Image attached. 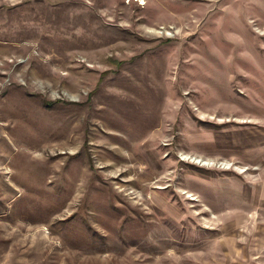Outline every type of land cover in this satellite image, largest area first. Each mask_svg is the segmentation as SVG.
<instances>
[{
	"label": "rangeland",
	"instance_id": "rangeland-1",
	"mask_svg": "<svg viewBox=\"0 0 264 264\" xmlns=\"http://www.w3.org/2000/svg\"><path fill=\"white\" fill-rule=\"evenodd\" d=\"M144 1L0 0V264H264V0Z\"/></svg>",
	"mask_w": 264,
	"mask_h": 264
},
{
	"label": "bare ground",
	"instance_id": "bare-ground-1",
	"mask_svg": "<svg viewBox=\"0 0 264 264\" xmlns=\"http://www.w3.org/2000/svg\"><path fill=\"white\" fill-rule=\"evenodd\" d=\"M140 3H145V1L144 0H140ZM195 14H196V12H195ZM197 15V14H196ZM218 45H219V43H218ZM219 55V54H218ZM220 56H221V54H220ZM219 56V57H220ZM221 58V57H220ZM220 60V59H219ZM222 61V60H221Z\"/></svg>",
	"mask_w": 264,
	"mask_h": 264
}]
</instances>
